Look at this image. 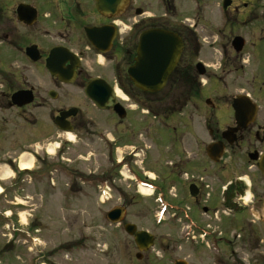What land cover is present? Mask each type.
<instances>
[{"label": "rangeland", "instance_id": "rangeland-1", "mask_svg": "<svg viewBox=\"0 0 264 264\" xmlns=\"http://www.w3.org/2000/svg\"><path fill=\"white\" fill-rule=\"evenodd\" d=\"M197 1L174 0L172 8L167 9L161 0H133L131 10L132 20L158 15L165 27H183L184 59L190 54L193 67L197 61L210 66L198 79L201 89L197 99L189 101L181 111L167 113L170 115L165 118L163 110L169 103L166 100H171L166 97L172 91L169 86L157 95H145L146 105L155 114L131 99L122 102L127 112L124 118L97 111L76 100L71 86H66L64 96L49 101L46 108L29 106L31 114L26 119L18 116L14 108H0V168L8 165L12 174L0 179V264H157L145 257L135 259V249L123 230L124 222L152 231L158 226V235L172 236L173 227H181L182 235L187 225L183 218L175 217L169 207L164 209L165 202L156 198L158 190H150L149 196L139 192L140 178L157 182L170 202L175 155H182L176 153L193 151L192 134L202 129L205 116H210L214 126H223L224 121L230 124L232 98L245 92L254 97L260 94L258 86L251 83L257 66L253 56L264 55V29L255 28L258 23L264 27V16L248 26L235 22L224 26L222 0ZM134 8L142 9L144 14L135 16ZM236 34L245 39L239 53H243L245 62L241 64L246 66L239 70L233 69L238 60L231 62L236 52L230 42ZM204 97L213 101L214 108L205 103ZM257 104V117L264 121V100ZM70 106L81 107L83 118L89 120L79 124L77 117L75 127L64 131L53 123L51 114L56 108ZM60 141L54 155L39 149ZM30 147L37 151L33 170L22 175L16 159L22 152L32 153ZM118 160L126 163L130 177L125 165L117 166ZM104 184L111 197L102 202L99 193ZM119 206L126 208L125 216L120 224H112L106 214ZM162 209L159 220L158 211ZM206 219L210 225H221L218 220ZM237 241L236 263L230 256L222 262L221 247L204 245L200 250L182 246L180 255L174 254L166 262L186 255L188 264H252V257L261 249L255 250L243 237Z\"/></svg>", "mask_w": 264, "mask_h": 264}, {"label": "flooded vegetation", "instance_id": "flooded-vegetation-1", "mask_svg": "<svg viewBox=\"0 0 264 264\" xmlns=\"http://www.w3.org/2000/svg\"><path fill=\"white\" fill-rule=\"evenodd\" d=\"M173 1L161 0L167 9L172 8ZM132 4L133 0H0V108H14L18 116L26 119L31 114L29 106L46 108L49 101L64 96L66 86H71L76 100L85 106L115 113L113 105L99 108L86 96L85 89L92 81L91 88L99 96L114 92L115 103L124 101L116 94L118 89L128 101H144L145 95L154 94L141 91L127 74L128 67L134 63L138 38L145 30L168 29L181 33L184 50L185 31L183 27H165L158 15L145 16L140 8H134L135 16L144 17L132 20ZM263 8L264 3L258 0H231L223 10V25L235 22L248 26L253 20L257 23V18L264 16ZM259 24L255 28L264 29ZM183 54L180 53L170 76L181 72L179 87L194 82L200 90L198 79L201 76L197 71L200 61L193 67L189 62L192 56L189 54L184 59ZM224 57L222 54L221 59ZM233 57L231 62L238 60L239 65H235L234 70L246 66L241 64L245 62L243 53H235ZM253 60L257 66L251 83L258 86L260 94L254 97L249 93V96L257 104L258 100H264V55L254 53ZM200 63L205 74L210 66ZM52 69L56 71L54 75ZM194 76L197 80H193ZM18 92H26L25 99L32 95L33 100L21 106L13 104L12 96ZM25 99H16V102ZM204 101L214 108L213 102L207 103L206 98ZM69 108L75 109V115L69 116L63 124L73 129L77 117L79 124L89 120L83 118L81 107L70 106L56 108L51 114L53 123L61 111ZM231 117L230 124L224 121L223 126H214L210 116H205L201 122L203 134L198 135L201 130L192 134L193 151L176 153L182 155H175L176 174L170 202L174 214L180 213L187 225H181L185 227L182 235L179 234L181 227H173L172 236L158 235V226L153 231L137 227L152 235L151 244L145 243L142 249L136 245L134 235L126 234L135 249L136 260L145 257L146 261L154 260L157 264L177 261L188 264L186 255L169 263L166 261L174 254L180 255L182 246L200 250L204 245L220 246L224 249L222 262L230 256L236 263L239 257L234 253L235 247L238 238L243 237L255 250L261 249L252 257V264H264V172L260 169V165L264 166V121L256 114L245 128H239L233 115ZM234 126L238 130L231 133L234 140L230 143L223 133ZM212 144L216 147L211 148ZM221 144L223 149L218 150ZM142 180L151 183L146 178ZM160 193L163 199L167 198L162 191ZM206 218L218 220L221 225H210Z\"/></svg>", "mask_w": 264, "mask_h": 264}, {"label": "water", "instance_id": "water-1", "mask_svg": "<svg viewBox=\"0 0 264 264\" xmlns=\"http://www.w3.org/2000/svg\"><path fill=\"white\" fill-rule=\"evenodd\" d=\"M230 4V0L223 1V8H226ZM244 45V39L240 36H235L232 40V47L236 53L242 50ZM183 42L182 39L174 32L165 29H151L141 33L136 48V56L134 64H132L127 72L132 82L139 89L146 92H157L166 83L169 74L175 67L180 53L182 52ZM55 62L54 58L51 59L50 64ZM197 71L200 75L204 74L205 70L201 63H197ZM54 69L52 73L55 74ZM92 82L86 87V95L99 107H108L112 104V93H109L106 97L99 96L98 93L91 88ZM16 99H25L22 92L15 93L13 95V103L18 106L24 105L32 101V95L27 97L25 101L16 102ZM211 103L207 99V103ZM232 108L234 110V117L236 124L239 128H245L247 123L254 119L256 113V105L250 101V99L244 95L236 96L232 101ZM114 111L120 118L125 116V110L119 105H114ZM74 110H66L60 112L59 116L55 118V123L63 130H68L70 127L63 124L66 117L73 115ZM238 127H232L223 133L230 143L233 142L234 134L238 130ZM213 144L211 148H215ZM222 145L220 146V148ZM219 148V149H220ZM255 159L256 157H252ZM264 169L263 164L260 165ZM124 209L122 207H115L107 213V219L110 222H118L122 219ZM124 229L129 234H134L135 242L139 248H143L145 243L152 242V237L145 231H136L134 224H125ZM175 264H180L176 262Z\"/></svg>", "mask_w": 264, "mask_h": 264}, {"label": "trees", "instance_id": "trees-1", "mask_svg": "<svg viewBox=\"0 0 264 264\" xmlns=\"http://www.w3.org/2000/svg\"><path fill=\"white\" fill-rule=\"evenodd\" d=\"M180 74L181 72H179V74L177 72H174L168 80L167 86H169L170 89H172V91H170V93L166 97H168L171 100H166L169 103H167L168 104L167 108L163 110L164 114L172 113L173 110L176 111L177 109H181L188 100L192 99L193 97L198 96L199 89L196 83L193 82L192 84H187L185 87H182V88L177 85L178 82H181V78L179 77L182 75ZM176 85H177V88L173 89L172 86L176 87ZM164 93L165 91L163 92V94ZM155 94L157 93H154L153 95ZM144 101L147 103L148 99H144ZM143 105L146 106L151 113H155L154 110L150 108V106L146 105L145 103H143Z\"/></svg>", "mask_w": 264, "mask_h": 264}, {"label": "bare ground", "instance_id": "bare-ground-1", "mask_svg": "<svg viewBox=\"0 0 264 264\" xmlns=\"http://www.w3.org/2000/svg\"><path fill=\"white\" fill-rule=\"evenodd\" d=\"M117 94L122 96L120 91H117ZM70 134V133H68ZM71 135V134H70ZM54 146L52 145H48L47 146V153L48 155H53L54 154ZM34 163V155L33 154H29L27 152H22L19 156V166L21 169H29ZM11 174V170L7 165H4L0 168V179L4 180V179H8V177H10ZM140 192L145 195L148 196L150 194V189L145 187V186H140ZM1 190V187H0Z\"/></svg>", "mask_w": 264, "mask_h": 264}]
</instances>
